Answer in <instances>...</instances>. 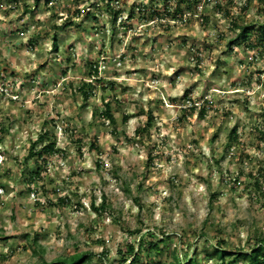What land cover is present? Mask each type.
Instances as JSON below:
<instances>
[{
	"label": "rangeland",
	"instance_id": "1",
	"mask_svg": "<svg viewBox=\"0 0 264 264\" xmlns=\"http://www.w3.org/2000/svg\"><path fill=\"white\" fill-rule=\"evenodd\" d=\"M165 1L0 0V264H115L141 236L162 243L137 264H221L264 238V41L230 46L264 0ZM45 131L59 153L29 184Z\"/></svg>",
	"mask_w": 264,
	"mask_h": 264
},
{
	"label": "trees",
	"instance_id": "2",
	"mask_svg": "<svg viewBox=\"0 0 264 264\" xmlns=\"http://www.w3.org/2000/svg\"><path fill=\"white\" fill-rule=\"evenodd\" d=\"M200 0H180V3H184L188 8L192 7V5H195ZM37 2V1H36ZM170 0H166L165 3H169ZM50 3V1L48 2ZM110 4L108 3V6ZM114 9V8H112ZM26 13H30L31 9L29 7H26L25 9ZM81 14L80 12H76V14ZM88 13V12H87ZM116 17L114 18V21L118 18V13L115 14ZM133 17V13L130 14L129 18ZM69 19V18H67ZM69 23H71L69 21ZM232 28L233 30H237L238 33L236 35V38L230 42V46L237 44L239 41L247 42L252 44L251 39H253V42L261 39L264 41V24L259 26L260 34L257 36H252V26L248 24H238V21L232 20ZM54 46L56 47V37H55V43ZM92 64V63H91ZM68 69L64 71V74L66 75L68 73ZM90 72V76L93 77H99V68L98 63L92 64ZM98 85L103 83L102 79H98ZM95 85L93 82L91 83H83L82 86L79 88V91L83 95V99L85 102L89 101L91 96L94 94L95 91ZM103 115L106 117L110 123H116V119L114 117L111 104L108 102L104 107ZM205 108H201L202 115H205ZM127 120V118H125ZM152 124V119L149 120L148 125L146 128H150ZM0 131H2V128L0 127ZM144 132V130H142ZM237 129H234L230 136H229V145L232 146L233 143L239 138ZM50 138V134L48 131L41 132L37 138L36 141L31 143L29 154L26 158V162L30 161L31 159L35 160V165H37L36 170L32 172V175L29 178V184L39 183L42 173V165L44 164V167L46 168L47 160L52 157L53 155L59 153V150L57 148L56 142L54 140H48ZM94 147V145H92ZM44 168V169H45ZM61 202H66L65 200L61 199ZM108 208V204L106 203V200H104L103 204L100 206V209L105 211ZM96 209V208H95ZM99 211L98 209H96ZM153 240H147L146 237L141 236L139 241V246L136 247V245L131 244L128 248V251L125 254H122L121 260L117 261L115 264H137L141 260V255L139 254L138 250L140 247L148 245V250H154L157 253L160 251V245L161 240L157 241L156 237H152ZM4 239V238H0ZM161 242V243H159ZM37 242L35 241V244ZM122 253V252H121ZM212 257H217V259L221 262V264H264V238L259 239L256 241L255 245L250 248L249 250H240V251H229L225 250L221 243H218L214 247V254L211 255ZM42 262L41 264H89L93 260V254H87V253H78L75 255H72L70 257H63L59 258L53 263H47L44 261L43 256H41ZM159 264V263H156ZM171 264H200L198 260L189 259L186 262L181 261L178 257H176V261Z\"/></svg>",
	"mask_w": 264,
	"mask_h": 264
},
{
	"label": "built area",
	"instance_id": "3",
	"mask_svg": "<svg viewBox=\"0 0 264 264\" xmlns=\"http://www.w3.org/2000/svg\"><path fill=\"white\" fill-rule=\"evenodd\" d=\"M93 77H96V76H93ZM99 78V77H98ZM0 92L2 93V94H5V95H10L9 94V92H10V89H9V87L6 85V84H4V83H2V84H0Z\"/></svg>",
	"mask_w": 264,
	"mask_h": 264
}]
</instances>
